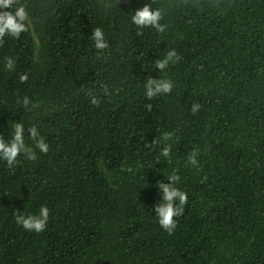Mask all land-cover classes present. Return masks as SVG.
<instances>
[{"label": "trees", "instance_id": "obj_1", "mask_svg": "<svg viewBox=\"0 0 264 264\" xmlns=\"http://www.w3.org/2000/svg\"><path fill=\"white\" fill-rule=\"evenodd\" d=\"M148 2L18 0L31 24L0 46V137L23 123L37 159L21 153L12 169L0 159V264H264V0H156L168 27L137 36L130 12ZM173 48L181 59L159 72ZM149 76L172 80V92L147 99ZM174 171L188 203L170 235L154 208ZM41 206L43 232L16 223V211Z\"/></svg>", "mask_w": 264, "mask_h": 264}, {"label": "clouds", "instance_id": "obj_2", "mask_svg": "<svg viewBox=\"0 0 264 264\" xmlns=\"http://www.w3.org/2000/svg\"><path fill=\"white\" fill-rule=\"evenodd\" d=\"M155 3L156 0H150V2L145 3L142 7L130 12V23L136 27L137 36L144 35V29H152L157 34H163L168 27L167 24L161 23L165 17L164 8L160 6L154 7L153 5ZM104 6L105 8L110 9L113 5L106 3ZM30 24L31 21L29 19V13L26 10L25 5L18 4V0H0V46L3 45L5 36H11L19 39L22 33L29 31ZM90 39L93 42V47L98 53H102L104 50L109 48V43L105 38V34L99 27L93 29V34ZM180 59L181 57L174 48L167 50L163 59L155 60L156 69L159 72H163L169 66L170 62H177ZM5 66L8 70H14L15 61L11 58H6ZM19 80L21 83L26 82L28 80V74H21L19 76ZM144 87L146 89V98L151 100L157 96L171 93L173 89V82L170 79H156L149 76L146 79ZM101 88L104 94H110L106 85H101ZM80 90L89 98L91 105L99 106L100 100L94 89L81 85ZM17 103H22L23 106H28L30 100L28 97H24L22 102L18 99ZM146 107L149 111H151V104ZM200 109L201 105L199 103H194L191 107V112L196 114ZM27 131L30 133L29 137L34 142L35 148L46 154L49 151V145L45 142V138L40 135L37 127L32 125L28 127ZM24 136V124L17 122L14 124L11 138L7 142L0 137V159L7 162L9 169L13 168L17 162V157L21 153H24L28 160L34 161L37 159L35 152L26 146ZM162 139L164 141L171 140L172 134L164 133ZM159 144V137L152 141L153 146H157ZM170 153V145L161 147L160 156L168 158ZM197 155L198 153L193 151L188 156V163L194 167H198L199 164ZM167 179L170 183H165L163 181L157 182V187L162 198L160 200L161 202L156 204L154 212L157 217L158 224L171 235L177 227V220L175 218L183 215L184 207L188 203V195L185 191L176 187V185L180 182V176L176 174L175 171L167 176ZM49 214L48 207L41 206L38 214L24 215L19 211H16L15 220L16 223L18 225H22L25 230L40 233L46 228Z\"/></svg>", "mask_w": 264, "mask_h": 264}]
</instances>
